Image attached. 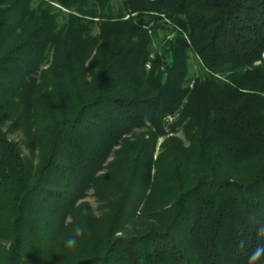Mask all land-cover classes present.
<instances>
[{"label":"trees","instance_id":"16d2710c","mask_svg":"<svg viewBox=\"0 0 264 264\" xmlns=\"http://www.w3.org/2000/svg\"><path fill=\"white\" fill-rule=\"evenodd\" d=\"M124 1L126 15H164L180 32L155 48L121 15L90 39L0 0V264H248L264 243V0ZM190 51L209 73L192 87ZM175 116L189 148L168 137ZM8 122L39 143L37 165ZM91 190L110 200L101 221L78 211ZM140 209L153 223L132 231ZM76 224L86 231L68 249Z\"/></svg>","mask_w":264,"mask_h":264},{"label":"rangeland","instance_id":"374dc122","mask_svg":"<svg viewBox=\"0 0 264 264\" xmlns=\"http://www.w3.org/2000/svg\"><path fill=\"white\" fill-rule=\"evenodd\" d=\"M29 2V15H33L36 18L46 19L52 17L56 21L58 30L68 31L71 27L78 29L82 27V30H89L90 39H98L99 28L103 21L109 18H118L122 15L123 20H127L132 17L144 31L148 32V35L153 38L155 48H160L166 41L174 40L178 32H180L179 26L164 15L154 13H142L132 16L126 15L124 0H107V4L102 6L94 2H90L85 6L65 8L58 3L50 2L49 0H28ZM115 19V20H116ZM185 17H182L184 20ZM79 20H81V23ZM114 20V19H113ZM52 60V53L46 52V60L42 64L41 70H46L50 66ZM149 67H147V71ZM208 71L204 67L200 58L194 51L189 52V75L187 84L192 87L196 80H204L208 76ZM220 76V75H218ZM166 132L168 137H175L182 142L185 148L191 147L190 136L192 133H188L187 121H182L179 116L170 117L166 120ZM10 122L3 126L5 132L11 141L18 144L22 150L24 156L31 161L34 165H37L39 161V143L32 141L28 136L24 134L22 130L9 132ZM38 137V136H37ZM165 141V138L159 140L155 159L162 153L161 144ZM113 160V158H111ZM110 160V161H111ZM192 160V159H191ZM193 161V160H192ZM249 164L243 163L236 167L234 176L242 175L250 169ZM104 172L102 174H105ZM110 174V172H109ZM104 191V190H103ZM110 200L108 196H102L94 190L88 192L85 199L78 203V211L81 218L86 221H101L108 213L110 209ZM83 221V220H81ZM150 223H153V218L150 215H144L143 210L140 209L137 215L130 222L132 231H139L148 229Z\"/></svg>","mask_w":264,"mask_h":264},{"label":"clouds","instance_id":"9594fccd","mask_svg":"<svg viewBox=\"0 0 264 264\" xmlns=\"http://www.w3.org/2000/svg\"><path fill=\"white\" fill-rule=\"evenodd\" d=\"M85 231L86 229L84 226L76 224L72 229V234L64 240L65 247L68 249H75L79 240L83 238ZM256 233L258 238L264 239V222L259 224ZM240 246H245L243 240L240 241ZM262 257H264V243H258L248 257V264H257Z\"/></svg>","mask_w":264,"mask_h":264}]
</instances>
